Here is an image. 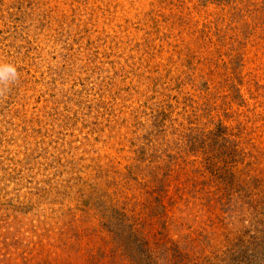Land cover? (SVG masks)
Segmentation results:
<instances>
[{
    "label": "rangeland",
    "instance_id": "374dc122",
    "mask_svg": "<svg viewBox=\"0 0 264 264\" xmlns=\"http://www.w3.org/2000/svg\"><path fill=\"white\" fill-rule=\"evenodd\" d=\"M0 264H264V0H0Z\"/></svg>",
    "mask_w": 264,
    "mask_h": 264
},
{
    "label": "clouds",
    "instance_id": "9594fccd",
    "mask_svg": "<svg viewBox=\"0 0 264 264\" xmlns=\"http://www.w3.org/2000/svg\"><path fill=\"white\" fill-rule=\"evenodd\" d=\"M17 78V70L10 64L0 65V81L14 80Z\"/></svg>",
    "mask_w": 264,
    "mask_h": 264
}]
</instances>
